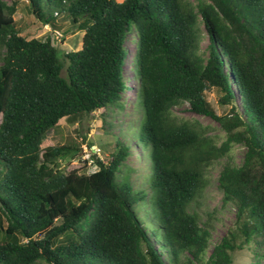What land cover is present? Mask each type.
<instances>
[{
  "label": "trees",
  "instance_id": "1",
  "mask_svg": "<svg viewBox=\"0 0 264 264\" xmlns=\"http://www.w3.org/2000/svg\"><path fill=\"white\" fill-rule=\"evenodd\" d=\"M18 1L0 0V264H204L213 224L193 204L206 169L233 143L247 148L243 162L218 179L236 220L208 262L233 264L249 247L251 264H264V0H27L54 30L62 16L84 32L82 47L64 53L50 36L21 33ZM127 63L144 108L131 140L149 160L152 200L129 172L119 175L127 141L107 159L94 155L91 173L60 166L78 144L42 146L62 118L123 107ZM212 89L227 113L208 100ZM185 103L216 120L226 140L175 116Z\"/></svg>",
  "mask_w": 264,
  "mask_h": 264
},
{
  "label": "rangeland",
  "instance_id": "2",
  "mask_svg": "<svg viewBox=\"0 0 264 264\" xmlns=\"http://www.w3.org/2000/svg\"><path fill=\"white\" fill-rule=\"evenodd\" d=\"M7 1L12 2V0ZM17 6L15 18L24 36L28 38L36 37L42 40L50 36L54 45L63 53L78 50L82 47L84 32L77 30L70 20L62 18V16L59 17L58 24L61 27L56 30L61 31L62 36L57 38L55 37V30L50 25L44 24L30 12L27 0H19ZM135 36L136 31L133 30L129 41L132 56L134 55ZM207 44L208 36L204 33L201 43L202 54H207ZM126 68L129 70V84L132 87L131 90L128 88L126 92L128 100L123 101V107L112 105L107 108H100L80 117L75 122L62 118L55 127L49 130L42 146L78 144L80 150L77 155L71 160L60 159V166L66 172L78 169L80 172L91 173L97 169V166L94 165V155L101 159H107L116 150L118 140L127 141V144L131 147V153L121 165L119 175L129 172L134 188L143 190V193L150 197L151 191L148 183L151 174L150 163L148 158L143 155V148L131 140L137 126L141 125L144 120V108L139 106L135 92L132 89L136 87V81L132 78L130 63H127ZM206 95L217 113L225 114L228 112L230 106L222 104L220 101L222 93L212 89L208 90ZM174 115L180 120L201 122L207 127L209 134L216 139L219 145L226 140V132L216 120L190 111L186 103L174 108ZM246 150L244 144L233 143L230 151L225 156L214 160L208 166L206 176L209 179V184L204 195L193 204V209L202 216L203 222L211 220L213 224L210 247L204 264H209L208 257L212 249L221 241V238L236 220L235 207L232 204L223 205V193L219 187L218 179L220 172L228 163L235 166L242 164ZM150 198L152 200V196ZM146 203V200L142 201L140 203L141 207L138 209L144 212L148 207ZM143 204L147 207L142 206ZM142 215L144 216V213ZM233 261V264L253 263L254 256L251 249L249 247L237 249L233 253Z\"/></svg>",
  "mask_w": 264,
  "mask_h": 264
},
{
  "label": "built area",
  "instance_id": "3",
  "mask_svg": "<svg viewBox=\"0 0 264 264\" xmlns=\"http://www.w3.org/2000/svg\"><path fill=\"white\" fill-rule=\"evenodd\" d=\"M60 36H62V32L55 30V37L59 38Z\"/></svg>",
  "mask_w": 264,
  "mask_h": 264
}]
</instances>
